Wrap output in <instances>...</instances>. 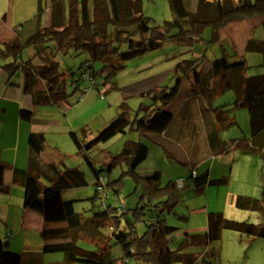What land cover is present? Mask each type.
I'll return each mask as SVG.
<instances>
[{
	"label": "trees",
	"instance_id": "16d2710c",
	"mask_svg": "<svg viewBox=\"0 0 264 264\" xmlns=\"http://www.w3.org/2000/svg\"><path fill=\"white\" fill-rule=\"evenodd\" d=\"M179 2L184 11L183 16L176 15L170 2L172 20L156 24L142 14L140 0H52L48 26L38 27L25 41H21L18 30L13 28V36L0 44V59H11L0 68L9 79L18 71L23 73L24 92L32 97L34 104L70 105V97L78 93L83 85L81 74L85 71L94 80L93 87L96 90H99V85L113 87L116 75L124 69L127 62L157 51L166 42L192 47L203 40L204 29L210 27L212 42L217 43L221 32L229 24L243 20H259L264 29V0H239L236 6L230 0L214 3L198 0V9H202L205 19L196 18L193 0ZM41 12L39 0L38 18ZM27 50L30 55L23 59L22 55ZM245 50L260 53L264 58V40L252 37ZM71 52L85 53L87 60L80 65L79 78L73 82L74 90L70 94L66 90V74L59 70L57 58ZM229 58L224 54L214 60L204 75L198 71L197 60H183L174 69L175 82L172 86H158L139 92L145 101L138 106L133 116L130 108L122 103L119 106L120 112L94 138L85 140L73 132L69 134L77 155L82 157L94 176V185L104 175L103 169H97L93 164L90 157L92 149L126 131L135 132L139 137V141L124 144L120 153L112 157L106 171L109 174L111 169L124 167L119 180L108 181L106 185L111 189V197H118L123 187V178H129L134 183L135 190L141 193L136 207L125 211L107 202L103 208L100 202L96 204L99 199L96 191L89 199L92 204V209L89 210L92 212L90 222L97 229L110 227L112 239L118 238L113 244L97 240L93 248L89 249L79 246L75 237H67L81 228L82 216L74 210L75 200L64 199L62 193L86 186L84 174L77 167L48 166L42 163L40 155L45 137L42 133H30L27 139V167L22 170L13 169V184L25 187L28 181H36L38 194L35 200L41 206L44 223H65L66 227L42 230L40 237L44 244L37 254L12 252L5 248L6 243L0 242V264H41L34 262V259L57 252L64 254V260L58 264H128L130 261L137 264H173L175 261L188 264L187 254L170 250V236L177 229L168 226L165 220L166 214L181 202L183 189H178L175 182L162 186L159 172L143 177L138 175L137 169L148 154L143 140L162 147L161 142L152 138V135L164 134L171 137V124L175 119L173 114L166 113L164 109L176 101L183 81L190 76L195 79V88L186 96L192 102H201L198 117L213 112L204 106V97L209 101L212 98L211 91L221 93L232 90L236 95L233 107L215 111L216 127L206 133L211 156L239 150L257 155L264 162V75L249 77L244 59ZM97 79L99 84L95 82ZM38 80L44 84L41 92L35 91ZM240 108L248 111L251 139L231 140L228 145L220 138L219 132L234 124L226 122V114ZM20 118L30 122L32 114L21 111ZM157 137L161 139L160 136ZM7 167L0 162V169ZM39 177H44L47 185L38 183ZM183 179L186 182L185 188L191 183L196 192L203 191L207 185L219 186L225 183L224 179L210 180L207 170L197 173L194 164ZM6 192L7 188L0 185V194ZM233 204L238 210L264 216V193L259 198L236 196ZM129 212L135 221L145 226L142 235H138ZM122 219L125 220L124 225ZM223 229L251 241L264 239V222L255 225L247 221H230L221 213H209L206 230L186 232L182 246H207L219 240ZM116 244L121 246L122 251V256L118 259L111 255V249Z\"/></svg>",
	"mask_w": 264,
	"mask_h": 264
},
{
	"label": "rangeland",
	"instance_id": "374dc122",
	"mask_svg": "<svg viewBox=\"0 0 264 264\" xmlns=\"http://www.w3.org/2000/svg\"><path fill=\"white\" fill-rule=\"evenodd\" d=\"M140 1L142 14L156 24L172 20L170 2L173 4L177 16L181 17L184 15L179 0ZM230 1L236 6L239 0ZM193 2V12L196 18L205 19L202 9H198V0H193ZM51 4L52 0H41L42 12L38 18L39 0H0V32H4L5 29L10 31L14 27L18 30L21 41H25L38 27L49 25L48 11ZM5 15L7 18L6 23L2 20ZM252 37L257 40H264V29L260 25L259 20H243L229 24L221 32L220 40L217 43L212 42V29L210 27L204 29L203 40L192 47L178 46L173 42H166L157 51L127 62L124 69L116 75L114 87L99 85V90L95 88L89 89L79 100L77 99L78 93L71 96L69 102L73 104L65 115L61 113L59 121L63 123L58 126L62 127L64 123H67L81 138L83 136L86 140L94 138L103 127L116 117L117 113L120 112L119 106L122 103H125L130 108L131 116L134 115L138 106L145 101L139 95V91L150 90L158 86H172L175 82L174 69L183 60H197V64L199 63L198 71L200 74L202 73L201 75H204L210 69L214 60L226 54V56L232 57L231 60L244 59L248 66L247 76L264 75L263 55L250 53L245 50L248 40ZM29 55L30 52L27 50L23 53L22 58L27 59ZM5 60L10 61L11 59L7 58ZM86 60L87 55L85 53L76 54L74 52L67 56L60 55L57 58L59 70L66 74L65 83L68 93L71 94L73 92V82L80 75L79 67ZM95 68H98V66H95ZM95 82L99 84L98 79ZM193 85H195V79L192 76L183 81L178 98L174 103L167 106L164 111L175 114L183 98L190 92ZM210 95L212 97L210 101L204 97V106L213 112H210L203 120H209V117L215 119V111L233 107L236 100L235 92L232 90L221 93L211 91ZM200 110L195 108V116H190L192 123L197 127L195 130L191 128L187 132L183 145L190 153H193L195 150H192L187 143V140L193 138V146L197 149L195 156L202 158L205 154L207 142L204 139V132L200 133L198 129V127L201 129L204 127V123L200 124V118L198 117ZM8 117L9 111L5 119L2 117V124L0 123V148H6L9 144L7 142L8 132L4 124L9 122V120H6ZM64 118H66L65 121ZM225 118L227 123L233 122L234 124L227 129L219 128V135L224 142L229 145L231 140L243 138L248 141L251 139L249 114L245 108L234 110L230 114H226ZM178 120H176L177 123ZM62 131L63 129H60L58 133L57 130L54 135L46 131L44 135L45 146L47 147L46 153L56 162L63 160L66 165L77 167L83 172L87 183L84 187L62 193L64 199L75 200L74 210L83 216L81 228L67 237L69 239L75 237L79 246L89 249L93 248V244L97 240L100 243L113 244L118 238L112 239V229L110 227L105 226L97 229L90 222L89 218L92 216V212L89 210L92 209V204L88 198H91L96 191L94 176L82 157L76 154L75 147L70 141L68 134L62 133ZM157 136L156 134L152 135V138L160 141L162 147L143 140L148 148V154L147 158L138 167L137 173L140 176L148 177L155 174V172H159L161 185L164 186L168 182H176L178 179L185 177L188 174L189 167L187 164L182 163L185 159L182 158L181 153H178L176 141H171V139L162 141ZM136 141H139L138 135L135 132L126 131L92 149L90 157L97 169H103L102 174L104 175L105 183L119 180L124 170V167L118 166L111 169L110 173L107 174V165L112 157L120 153L126 142ZM55 148L59 149V151ZM181 148L183 147L180 146ZM175 149L177 151L176 154L174 153ZM185 155H187V152ZM205 168L209 170L208 176L210 180L224 179L225 183L219 186L207 185L201 192H196L193 185L188 183V187L182 190L181 202L175 205L166 214L165 218L168 226L177 229L170 236V250L187 254L188 264H264V239L251 241L228 229H223L219 240L211 242L207 246H182V243L185 242V233L187 231L206 228L209 213H221L225 219L230 221H247L255 225L264 222V216L255 212L238 210L233 204L236 196L259 198L264 193V162L259 156L233 150L228 154L221 153L216 157L208 158L207 164L201 167L199 172L202 173ZM29 192L30 194L34 192L32 187L27 189V193ZM107 192H111L109 187ZM10 193L11 196L0 195V242H8L9 245L6 249L9 251L22 252V232L18 228L19 220L17 221V215L21 213L22 209L20 208L23 206V201L22 197L16 195L17 188ZM140 194L139 190H135L134 183L129 178L124 177L123 187L119 196L109 197L106 201L111 203L113 207L128 211L136 207ZM99 200L96 204L100 202ZM11 202L18 208L16 209L13 206L9 208V220L15 217L13 227L16 225V229H11L12 224L10 221L6 222L2 217L3 210ZM128 215L132 223H134L138 235H142L145 226L135 221L131 212ZM121 222L122 225L125 224L124 219ZM30 239L34 246H38L36 248H39L37 252H40L41 245H37L41 242L40 234L39 236L31 234ZM111 255L115 259L122 256L119 244L112 247ZM63 260L64 254L60 252L43 256V262L46 263L62 262ZM128 264L137 263L130 261ZM173 264L183 263L175 261Z\"/></svg>",
	"mask_w": 264,
	"mask_h": 264
},
{
	"label": "crops",
	"instance_id": "0c3cea01",
	"mask_svg": "<svg viewBox=\"0 0 264 264\" xmlns=\"http://www.w3.org/2000/svg\"><path fill=\"white\" fill-rule=\"evenodd\" d=\"M49 13V21H50V14L51 9L48 11ZM3 22L6 23V15L3 19ZM13 28H11L10 31H7L5 29L4 32H0V43H2L5 40H8L13 36ZM0 66L8 63L10 61H4V59H0ZM114 87V86H113ZM112 88V87H110ZM195 86L193 85L191 87V90L194 89ZM44 90V84L40 80L37 81L35 91L41 92ZM190 90V91H191ZM140 92V91H139ZM138 92V93H139ZM187 100V101H186ZM199 102V101H198ZM199 103L192 102L190 97L185 96L183 98V101L179 108L177 109V112L173 114L175 121L171 124L172 128V134L171 137H168V135L164 136V134H160L158 136L163 139L162 141H165V139H171V141L177 142V148L178 153H181L182 158H184V164H187L189 169L194 164L196 165L197 173L199 172V169L207 164L208 158L211 156V146L210 142L207 139V131L209 129L216 127V119H213L209 117V120H203L206 116L209 115V113H206L204 117H200V124L203 122L204 127L202 129L198 127L200 130V133L204 132V139L207 142V147L205 150L204 157L199 158L200 156H195V151L197 150L195 146H193L194 139L190 138L187 140L188 145L192 150H195L193 153H190V151L187 150V148L183 145L184 139L187 136V132L193 128L197 127L195 124L192 123L190 116H195V108L199 109ZM73 104V103H72ZM66 105V104H59L57 106L52 105H36L34 104L32 97L24 92V76L21 71L16 72L10 79L8 78V75L6 72L0 68V123L2 124V120L5 119L6 115L9 111V117L6 119L9 122H5V129L8 132V139L7 142L9 143L6 148H0V162L7 165V168H1L0 169V185L7 188V192L0 194V195H9L11 196V191L17 188L16 195L19 197H22V209L21 213L17 215V221H18V228H20V231L22 232V252H16L20 254H37L40 253L37 252L38 249H36L38 246H34L32 243V240L30 239L31 234L32 235H38L40 232L44 229H58V228H64L66 227L65 223H51L46 224L43 221L42 218V211L40 204L35 200V196L38 194L37 187L35 185L36 181H28L25 187L14 185L13 184V169H25L27 167L28 163V144L27 139L30 133H42L45 135L46 131L51 132V134H55V132L59 133L60 129H63L62 133H67L68 137L70 133H75L79 138V134L71 129V126L67 123H64V126L60 127L58 125H61L63 122L59 121V117L61 116V113L65 115V113L70 109L69 107L72 105ZM21 111H27L32 114V120L30 122H25L20 118V112ZM3 117V119H2ZM178 120V123L176 120ZM66 118H64V121ZM193 126V127H191ZM53 131V132H52ZM84 132V131H82ZM170 131H168V134ZM45 137V136H44ZM83 138L86 140V138L83 136ZM221 138V137H220ZM70 139V137H69ZM71 141V140H70ZM72 142V141H71ZM73 144V143H72ZM74 145V144H73ZM179 146V147H178ZM180 146L183 148L180 149ZM75 147V146H74ZM57 151L59 149L55 148ZM76 150V148H75ZM47 147L44 144L43 151L41 152L40 159L42 163L51 166H59V167H74V166H68L65 164L63 160H60L56 162L52 157H49L46 153ZM56 152V151H55ZM187 152V155L185 153ZM175 154L177 153L175 149ZM77 154V150H76ZM196 157V158H195ZM216 157V156H215ZM205 170H209L205 168ZM204 170V171H205ZM189 173V171H188ZM188 175V174H187ZM186 175V176H187ZM185 176V177H186ZM183 178V177H182ZM37 182L41 185H47V180L44 177H39L37 179ZM95 182V179H94ZM29 187H32L34 192L29 194L27 193V189ZM90 199V198H88ZM11 201V200H10ZM13 206L16 208L15 204L9 203L8 207L4 209L3 211V219L12 224L11 229H16V225L13 227V223H15V217L10 218L9 208ZM18 209V208H16ZM14 214V213H13ZM83 218V216H82ZM206 228H203L201 230H194L189 232H199V231H205ZM188 232V231H187ZM188 232V233H189ZM6 243L5 248L9 245L8 242H2ZM44 242L41 239V242L37 245L43 246ZM112 244V243H110ZM40 247V249H41ZM36 249V250H35ZM45 255V254H44ZM40 258L34 259V262L41 263V264H58L60 262H43V256ZM118 259V258H116Z\"/></svg>",
	"mask_w": 264,
	"mask_h": 264
},
{
	"label": "built area",
	"instance_id": "2783aa9c",
	"mask_svg": "<svg viewBox=\"0 0 264 264\" xmlns=\"http://www.w3.org/2000/svg\"><path fill=\"white\" fill-rule=\"evenodd\" d=\"M206 1L210 3H214V2L221 1V0H206ZM81 79L83 81V85L80 87V91L78 92V98H77L78 100L84 93H86L87 90L94 88L93 87L94 80L88 75L87 71L81 74ZM192 174L195 175V172H193ZM175 184L178 189H184L186 187V182H185V179L183 178L178 179L175 182ZM95 187H96V193L100 199V203L102 204L104 208L108 202L106 201V199L111 197V192H107L108 187L106 183L104 182V177H100L98 179L97 184H95Z\"/></svg>",
	"mask_w": 264,
	"mask_h": 264
},
{
	"label": "bare ground",
	"instance_id": "6f19581e",
	"mask_svg": "<svg viewBox=\"0 0 264 264\" xmlns=\"http://www.w3.org/2000/svg\"><path fill=\"white\" fill-rule=\"evenodd\" d=\"M236 1V0H235Z\"/></svg>",
	"mask_w": 264,
	"mask_h": 264
}]
</instances>
